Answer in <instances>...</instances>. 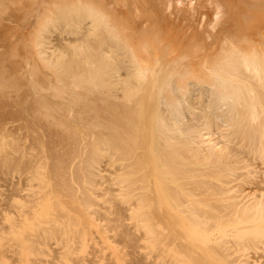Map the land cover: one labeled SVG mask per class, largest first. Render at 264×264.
<instances>
[{
    "label": "bare ground",
    "instance_id": "1",
    "mask_svg": "<svg viewBox=\"0 0 264 264\" xmlns=\"http://www.w3.org/2000/svg\"><path fill=\"white\" fill-rule=\"evenodd\" d=\"M0 44L3 49L0 52V72L3 69L4 72L9 71L11 75H7L14 78L12 81L10 76H7L9 81H12L9 84L7 78V84L0 79L2 95L8 100L12 95L7 97L4 91L10 90V94L13 90L12 93L15 94L14 89L22 88L19 84L26 85L30 91L27 92L23 88L21 90L27 95L21 90V93H16L23 92L25 95L21 97L25 100L33 99L34 105L28 107L27 115L34 111L36 114L38 112V117L34 113L32 117H22L27 113V102L20 105V100L14 98V95L13 99L10 98L11 102L10 99L6 101L10 102L7 106L16 105L18 101V108L13 106V109L19 110L15 112L22 118V126L25 118L26 121L31 118L36 125L37 122L40 125L45 122L42 119L46 116V121L50 122L49 126H46V137H42L41 144L39 142L40 147L37 142L39 135L45 132L43 126L46 123L38 126L44 128H41V132L35 124L31 122L32 126L27 121L26 129H23H29V132L26 131L28 135H31L32 140L36 139L33 143L36 148L34 149L33 144L30 148L27 146V149L24 145V148L22 144L25 138L21 135L27 134L20 135L19 131L17 133L15 127L20 129V119H17L18 123L12 107L3 108L6 106L3 105L5 99L0 95L1 113L2 110L11 109L12 112L9 110L8 113L14 115L11 118L5 111L8 116L1 114L7 119H13L9 126V119L8 122L4 121L6 118L3 119V116L0 120L4 121V124L7 122L8 130L13 128L15 133L14 135L12 131L10 134L0 126V132L5 131L3 135L0 133V168L3 167L0 170V178H4L3 175H6L7 179L11 177V188L14 185L16 189L14 191V188L12 190L7 186L10 184L8 180V184L4 183L7 189H0V215L3 216L0 222V264H36L40 257L43 259L42 256L50 255L48 245L51 247L53 242L51 245L49 240L60 229L62 232L56 235L57 238L60 239L63 233L65 236L67 228L64 231L62 229L69 218L65 219L66 214L74 217L75 212H79L78 214L86 217L85 214L91 211V216L89 214L88 218L84 219L88 222L89 217L96 216L92 211H96L98 221V216L105 207L96 210L91 208L90 206H99L100 203L98 200L92 201L93 196L103 197L102 200L108 198V206L112 200L116 201L119 197L120 200L114 203L119 204L121 201L130 205H117L118 208L121 206L119 211L123 207L126 210H121V218L117 216L120 219L116 218L120 220V224L115 221L118 225L113 222L112 226H120L124 220L122 216L130 209L131 215H128L139 222V227L144 228L149 237L152 236L149 241L140 236L141 241L144 240H139L141 245L152 243L157 248L161 245L162 241L158 236L152 235L154 232L149 225H156L158 220L159 223L162 222V218H158L161 217L159 214H162L163 222L167 221L163 224H169L164 226V229H170L171 237L179 230L178 222L183 233L179 230L176 235L181 233L185 239L188 235L198 249L201 245H206L209 254L213 253L218 258L213 264H224L223 259L226 264H230L242 256L241 263L238 264H264V254L261 255V251L264 253V0H0ZM19 105L24 106V112H20ZM52 109L56 110H53V114L50 112ZM45 110L52 115L47 117ZM41 117L42 119H39ZM14 119L20 127L15 126ZM28 125L35 126L34 131L30 130L32 127L27 129ZM52 125H60V129ZM47 127L54 129V132L57 130L54 133ZM25 130L21 129L20 133H26ZM50 132L55 134L51 139L59 135L61 140L64 139L62 136L67 137L66 141L71 143H67V146L77 143L73 146L77 150L76 156L70 157L71 153L69 154L67 149L63 152L65 155L61 152L60 156L58 149L62 150L65 145L57 137L62 147L60 143L59 147L54 144L57 140L54 141V138L51 143L56 147L52 148L48 141ZM6 138L8 141L15 140L4 142L3 139ZM32 142H29L30 145ZM20 145L21 148H17ZM45 146L51 149H45ZM37 148L41 152L36 150ZM52 149L56 151L53 153ZM8 151L11 153L8 154ZM52 153L54 156L59 153V157H54L57 161L53 163V158V164L50 165V160L47 159L50 157L52 160ZM14 155L17 156L16 162L20 166L14 161ZM105 158L110 162H104ZM20 163L24 169L20 168ZM9 164H12L10 168ZM13 164H16L15 167ZM109 168H112L111 171L115 169L116 172L112 174V179L108 178L107 185L108 181L104 182L103 179L107 174L106 169L108 171ZM10 169L18 175V182L12 178L13 173L12 176L9 175L12 172ZM4 171L7 174H4ZM53 171L58 175L56 177L59 181L54 179V173L49 174ZM23 172L25 176L22 175ZM74 174L81 175L79 179L82 185L85 184L81 190L86 189V193L80 191L82 196L79 195L78 200L74 197L75 189H78L72 186L75 183L71 181ZM108 174L106 176H111ZM4 179L6 180V177ZM109 179L114 185H110ZM63 180L65 183L70 180L69 185H55L56 181ZM23 181L26 183L24 186ZM2 183L3 180L0 186ZM110 186H117L115 192L112 191L113 188L108 190ZM70 188L71 193L68 192ZM7 190L9 193H12L10 190L14 192L9 196ZM99 191H102L103 196ZM113 194L118 197L115 199L114 196L113 199ZM62 196L67 198L65 200L72 212L77 206V203H72L74 200L79 202V199L81 204L91 210L88 212L84 209V212L78 205V210L73 213H69L66 208L65 213H61L63 209L59 207L63 206L62 201L68 205ZM111 198L112 200H109ZM114 203L113 207L117 208ZM158 205L165 207L164 212L157 214L151 210L158 216L153 217L149 207L157 208ZM115 207L113 209L118 215ZM104 211L103 214L110 216L106 208ZM148 213L152 216L149 217ZM108 216L106 219L101 215L99 217L100 220H108ZM126 216L125 219H128ZM84 217L75 222L81 224ZM134 220L129 223L133 225ZM86 221L82 222L84 227L87 225L84 224ZM125 221L128 224L129 220ZM170 222L176 225L170 226ZM79 224L76 225L80 227ZM102 224L100 223L102 228L105 225L107 227L105 231H115L113 234L117 236V228H108L105 221ZM89 227L86 226L88 235L91 230ZM78 229L76 234L81 227ZM131 229L132 227L129 231L132 234ZM71 232L70 237L75 235ZM159 232L163 233L161 230ZM94 234L93 230L90 236L94 238ZM164 234L170 237L168 231ZM179 236L176 240L181 244H175H180V248L176 249L178 253L180 249L181 252L187 250L184 245H189V250L194 249L196 252L195 247L192 248L191 240L183 244ZM123 238L119 241L115 239L117 245L120 242L119 250L131 246V243L128 244V240L124 242ZM83 239H80L81 242ZM53 240L55 242L54 238ZM62 240L64 242L65 237ZM80 240L77 242L78 240L74 239L77 247ZM176 240L172 243H176ZM93 242L88 243L92 248L88 252L91 251L90 254L95 257L103 249L99 250L100 248L93 246ZM96 242L100 247L104 245L102 241ZM126 244L130 246L127 247ZM74 248L70 245L65 251H74ZM143 248L146 249L144 246ZM55 249L53 248V251ZM160 249L162 251V248ZM229 249L235 256V252L241 253L242 256L237 259L230 257L231 253L228 256ZM93 250L97 252L94 253ZM129 250L127 253L123 250V253L131 256V259L134 258L131 264L135 263V259H140L139 263L136 261L138 264L141 261V264L145 263L143 261L146 260V255L151 252L150 249L147 250L148 253L143 252L145 257L139 254L143 258L134 253L132 255ZM73 251L68 254L60 253L69 257ZM159 251L151 252L155 254L154 260L160 257V254L163 255L164 252L158 253ZM106 252V255L111 253ZM189 252L184 253L188 257L191 254L196 256L192 253L193 250ZM166 254L161 259H167L165 263L170 264L173 258L169 255L172 253L167 256ZM259 254L262 257L259 258ZM58 255L56 257L60 259ZM15 256L16 263H13L10 258L14 259ZM55 256L51 260H55ZM93 257L89 258L92 260ZM101 257L103 258V255ZM111 257L115 256L104 257L109 258L105 264L111 263ZM75 259L72 260L76 264L78 259ZM152 259L150 258V262L146 260L145 264L156 263L157 260ZM175 259L173 264H179L180 260L187 262L184 256V260ZM44 260L46 262V259ZM44 260L42 261L45 264ZM97 261L95 260L94 264H98Z\"/></svg>",
    "mask_w": 264,
    "mask_h": 264
},
{
    "label": "rangeland",
    "instance_id": "2",
    "mask_svg": "<svg viewBox=\"0 0 264 264\" xmlns=\"http://www.w3.org/2000/svg\"><path fill=\"white\" fill-rule=\"evenodd\" d=\"M0 46H2V44H0ZM2 50H3V49H2V47H1V48H0V52H1ZM3 59H5V58H3ZM0 73H1V74H0V79H3L2 82H3L4 84H7L6 81H7V79H8V84H9V82L11 81V80L9 81V78L7 77V76H10V75H11V74L9 73V71L4 72V69H3L2 72H0ZM7 73L10 74V75H7ZM2 74H3V75H2ZM1 75H2L3 77H2ZM4 75H5V76H4ZM12 77H13V76H10V79H12V81H13L14 78H12ZM4 78H5V80H4ZM6 78H7V79H6ZM4 81H5V82H4ZM12 81H11V82H12ZM11 82H10V83H11ZM16 83H17V82H16ZM16 83H15V84H16ZM19 86H20V87L22 86V88H23L24 90H27V92L30 91V89H29V91H28V89L26 88V85L24 86V85H20V84H19ZM18 88H19V87H18ZM22 88L18 89L19 91L14 89V91H15L14 93H15L16 95L19 94V93H21L20 90H21ZM28 88H29V86H28ZM8 91H10V90H8ZM8 91H6V92L4 91V93H6V96H7V95H8V96H9V95H12V97H13V95H14V98L17 97V100H20V101H19V102H20V105L23 104V102L25 103V101L27 102L26 105H25V106L27 107V109L22 108V107H24L23 105H22L21 107H20V105H19V107L21 108V111H20V112H24V111H22V110L25 109V110H26L25 113H26V112L29 110L28 107H29L30 105L32 106V104L34 103V101H33L32 98H31L32 100H31V99L25 100L24 97H23V98L21 97L22 95H25V94L27 95V93L24 92L23 90H21V91H23L25 94H23V92H22V94H19L20 96H19V95L16 96L15 94H13V93H12L13 90H11V91H12V92H11L12 94H11V93L9 94ZM16 91L19 92V93H16ZM0 92H2V93L0 94V95L2 96L1 98L5 99V96L2 95V94H3V90H0ZM28 95H29V94H28ZM8 96H7V97H8ZM12 97L9 96L8 98L10 99V98H12ZM20 97H21V98H20ZM30 97H31V96H30ZM1 98H0V99H1ZM26 98H28V97H26ZM9 99H8V100H9ZM12 99H13V98H12ZM22 99H23L24 101H23ZM8 100L5 99V100L3 101V103L5 102L3 105L6 104V106H3L4 109H6V107H9V106H7V105H9V103L11 102V99L9 100V101H10L9 103H7ZM17 100H16V101H17ZM6 101H7V102H6ZM28 101H29V102H28ZM1 103H2V102H0V109H1ZM12 103H13V102H12ZM14 103H15V99H14ZM15 104H16V105L19 104L18 101H17ZM16 105H14V104H13V105H10L12 108H11V107H9V108L13 109ZM27 105H28V106H27ZM33 105H34V104H33ZM13 106H14V107H13ZM31 106H30V107H31ZM15 108H18V107L16 106ZM15 108H14V109H15ZM11 109H9V110L11 111ZM14 109H13V110H14ZM7 110H8V108H7ZM9 110H8V111H9ZM53 110H55V109H52V110L50 111V112H52V114L56 111V110H55V111H53ZM4 111H5V110H2V113H4ZM8 111H5V113H8ZM15 111H16V110H14L13 112L15 113L16 120H17V119H20L19 116L16 114V112L19 111V110H17L16 112H15ZM11 112H12V111H11ZM44 112H45V114L48 113L47 117H49L50 114H51V113H49L47 110H45ZM2 113H1V111H0V115H1ZM5 113H4V114H5ZM25 113H21V115H22V114H25ZM33 113L36 114L34 111H33ZM33 113H32V112L29 113V114L31 115V117H32ZM27 114H28V112H27L25 115H23L22 117L26 116ZM37 114H38V112H37ZM37 114H36V117H38ZM52 114H51V115H52ZM6 115H7V114H5V116H6ZM8 115L11 116V118L14 117V115H12V113H11V114L8 113ZM8 115H7V116H8ZM30 115H27V116H30ZM3 116H4V115H1L0 117L2 118ZM5 116L3 117V119L6 118V119H4V121H7V120L9 119V123L7 124V125L9 126V125L11 124V121H12L13 119L10 120V117L7 119V117H5ZM17 116H18V117H17ZM27 116H26V117H27ZM20 117H21V116H20ZM25 119H26V118H25ZM25 119H23V121H25V123L23 124V126L21 125V124H22V118L19 120V122H21V123H19L18 120H17V122L21 125V127L19 126V124L16 122L15 119H14V120H15L14 123H15V126L18 125V127H20V129L17 128V127H15V129H17V133H18V131H19L18 134H20V135H21V134H27V135H21V136H23V139H24V138L26 139V142H25V139H24V142H23V141H22L23 139L20 138L21 141L24 143V144H22V145H23V146L25 145V146H26V149H27V146H28V148H30V147L32 146V144H33L34 142H36V141H35L36 139H35V140H32L31 135H30V134L28 135V132H29V131H28V130H29L28 128H29L30 126H29V125L27 126V129H28V130H25V129H26L25 126H26V124H28V123L31 124V122H32V124L34 125L35 122L32 121L31 118H30V119H29L30 122L27 120V121H28V123H27V121H26ZM39 119H42V117L39 118ZM46 119H47V118H46V116H45V119H42V120L45 121V122H43V121L41 120L44 124L46 123L45 126H43L44 124L41 123V124H43L42 126L45 128V132H44V131L42 132V129H44V128H43V127H38V126H41V124L39 125V123L36 121L38 125L35 124V126L38 127L39 130L43 133V134H40V135H39V140H38V142H37V145H39V142H40V144H41V141H40V140L42 139V137L45 138L46 135H47V134H46V133H47L46 126H49L50 122H47L48 119H47V121H46ZM4 121H1V120H0V122H1V123H0V126H3V127H1V129L3 128V130H6V131H7V130H8V128H7L8 126L6 125V123H7L8 121H7L5 124H4ZM2 122H3L4 125L2 124ZM33 122H34V123H33ZM48 123H49V124H48ZM56 123H57V122H56ZM32 124H31V125H32ZM47 124H48V125H47ZM12 125H13V122H12ZM12 125H11V127H12ZM33 125H32V126H33ZM53 125H55V124L53 123ZM53 125H52V126H53ZM57 125H58V123H57ZM5 126H6V127H5ZM32 126H31V127H32ZM35 126H34V127H35ZM52 126H50V127L52 128ZM59 126H60V125H59ZM59 126H53V127H56V128H57V127H59ZM4 127H5V129H4ZM31 127H30V128H31ZM34 127H32L30 130H33ZM23 128H25V129H23ZM41 128H42V129H41ZM47 128H48V127H47ZM51 128H48V130L54 132V131H53L54 129L50 130ZM1 129H0V130H1ZM11 129H12V130H11ZM18 129H19V130H18ZM21 129H22V130H25V132H26V131H28V132L23 133V131H22V132L20 133ZM59 129H60V127H59ZM3 130L1 131V132H2L1 135L5 134V131H3ZM56 130H57V129H56ZM56 130H55V132H56ZM12 131H13V133H14L13 128H10V131L8 130V132H10V134H12ZM33 131H34V130H33ZM33 131H32V134H34ZM49 131H48V133H49ZM58 131H59V130H58ZM58 131H57V132H58ZM60 131H61V130H60ZM1 132H0V133H1ZM8 132H7V133H8ZM52 132H50L51 136H50V134H48V136H50V138L48 137V138L50 139V140H48V141H50V143L53 141L54 138H55V139H54V141H55V140L57 139V137L59 138V136H60L58 133H56V135L58 134L59 136L53 137V138L51 139V137L55 135V134H54L55 132H54V133H52ZM44 133H45V134H44ZM59 133H60V132H59ZM53 134H54V135H53ZM14 135H15V133H14ZM42 135H43V136H42ZM44 135H45V136H44ZM5 136H6V135H5ZM12 136H13V135H12ZM24 136H26V137H24ZM37 137H38V134H37ZM37 137L33 136V138H37ZM40 137H41V138H40ZM62 137H63L64 139L62 138L63 140H61V137H60V138H59V139H60L59 141H62V142H63L62 144L65 145V148H64V146L62 147V144H61L60 142H59L60 144L58 143V139L55 141L56 143L53 141L55 145L57 144L56 146H58V144H59V145L62 147V150H63V151L61 150V148L58 149V150H60V151H59L60 156L63 154V152L65 153L67 150H69V154L71 153L70 157L74 158V157L76 156V151H77V150L74 149L73 146H75L77 143L73 144V146H67V143H68V142L66 141V138H67V137H66V138H65L64 136H62ZM12 138H14V137H12ZM37 139H38V138H37ZM46 139H47V138H46ZM3 140H4V142H6V141H8V138L3 139ZM5 140H6V141H5ZM11 140H15V139H10L8 142H10ZM29 140H30V141H29ZM64 140H65V141H64ZM70 140H72V139H70ZM73 140H74V139H73ZM75 140H76V139H75ZM28 141H29V142L33 141V142H32L31 145H30V143H29ZM44 141H47V140L44 139ZM76 141H77V140H76ZM70 142H71V141H70ZM72 142H73V141H72ZM48 143H49V142H48ZM10 144H12V142H11ZM46 144H47V142H46ZM54 144H53V145H54ZM68 144H69V143H68ZM33 145H34L33 147H34V149H35V148H36V147H35L36 145H35V144H33ZM47 145H48V144H47ZM50 145H51V147L53 146L52 143H51ZM50 145H49V146H50ZM69 145H71V143H70ZM23 146H22V147H23ZM25 146H24V148H25ZM39 146H40V145H39ZM49 146H45V149H49V148H50ZM56 146H53L52 148H55ZM9 147H10V145H9ZM19 147L21 148V145L18 146L17 148H19ZM40 147H41V146H40ZM58 147H59V146H58ZM58 147H57V148H58ZM71 147H72V148H71ZM17 148L15 149L16 152L18 151ZM38 148H39V147H38ZM38 148H37L36 150H38V151L41 152V150H39V149H41V148H39V149H38ZM57 148H56V149H57ZM45 149H44V150H45ZM50 149H51V148H50ZM64 149H65V151H64ZM66 149H67V150H66ZM36 150H34V151H36ZM54 150H55V149H54ZM54 150L52 149L51 152H53ZM58 150H57V151H58ZM9 151H10V148H9ZM9 151H8V154L11 153V152L9 153ZM49 151H50V150H49ZM55 151H56V150H55ZM13 152H14V150H13ZM20 152H21V151H20ZM36 152H37V151H36ZM45 152H46V151H45ZM47 152H48V151H47ZM61 152H62V154H61ZM14 153H15V152H14ZM18 153H19V152H18ZM38 153H39V152H38ZM48 153H49V152H48ZM53 153H54V152H53ZM53 153H52V155H53ZM59 153H57V154L59 155ZM8 154H7V155H8ZM50 154H51V153H50ZM50 154H48V155H50ZM55 154H56V153H55ZM57 154H56V156H57ZM15 155H16V153H15ZM15 155H14V157H15ZM17 155L19 156L20 154H17ZM63 155H65V154H63ZM0 156H1V155H0ZM8 156L10 157V155H8ZM12 156H13V155L11 154V158H12ZM56 156L53 155L52 160H51V158L49 157L50 159H49V158L47 159V161L50 160V161L48 162V164L52 163L51 161H54V159L56 158ZM68 156H69V155H67V157H68ZM54 157H55V158H54ZM57 157H59V156H57ZM67 157H66V158H67ZM70 157H68L67 159H69ZM2 158H3V157H2ZM11 158H10V160H11ZM16 158H17V156H16L15 159H14L15 162H16ZM19 158H20V157H19ZM53 158H54V159H53ZM4 159H5V158H3V160H4ZM7 159H8V158H6V160H7ZM59 159H60V158H59ZM103 159H104V158H103ZM0 160H1V159H0ZM3 160H2V161H3ZM61 160H62V159H61ZM64 160H65V158H64ZM64 160H63V161H64ZM72 160H73V159H72ZM106 160H107V158H105V161H104V162H106V163H107V162H110V160H109V161H108V160L106 161ZM8 161H9V160H8ZM20 161H21V160H20ZM56 161H57V160L55 159V161H54L53 163H56ZM67 161H68V160H67ZM12 162H13V161H12ZM104 162H103V165H105ZM4 163H5V162H3V164H4ZM6 163H7V161H6ZM23 163H24V162H23ZM53 163H52V164H53ZM1 164H2V162H1ZM1 164H0V166H1ZM16 164H17V162H16ZM16 164H15V165H16ZM20 164H21V167H20V168L22 169V167H23V169H24L25 167L22 166V163H20ZM52 164H50V165H52ZM4 165L6 166V164H4ZM10 165L12 166V164H9V168H10ZM13 165H14V164H13ZM15 165H14V167H15ZM17 165H19V163H18ZM50 165H48V166H50ZM7 166H8V163H7ZM19 166H20V165H19ZM54 166H55V165H54ZM106 166H107V165H106ZM106 166H105V167H106ZM117 166H118V165H117ZM117 166H116V167H117ZM50 167L53 168V166H50ZM50 167H49V168H50ZM112 167L115 168L114 166H112ZM1 168H3V167H1ZM1 168H0V170H1ZM4 168H5V167H4ZM106 168H108V166H107ZM7 169H8V168H7ZM7 169H4V170H7ZM16 169H18V167H17ZM21 169H20V170H21ZM110 169H112V168H109L108 171H110V172H108L107 169H106V173H107V174L109 173L108 175H111V176L108 177V176H106V175H107V174H106V175H105V178L107 177V179L104 178V179H103L104 182H107V181H108V178L112 179L113 175H114L115 172H116L115 169H114L115 172H114V171H111ZM13 170H15V169L13 168ZM10 171H12V170L10 169ZM17 171H18V170H17ZM23 171H24V170H23ZM0 172L2 173V171H0ZM19 172H21V171H19ZM19 172H18V174H19ZM25 172H26V171H25ZM76 172H77V171H76ZM12 173H13V177H12V178L14 179V181H17V182H18V179H16V177H17L18 175H17V176L15 175V171H14V172H13V171L10 172L9 175L12 176ZM53 173H54V175H53L54 179H57V180H58V178H57L58 175H56V173H55L54 171H53L52 173L49 172V174H51V175H52ZM4 174H7L6 171H4ZM24 174H25V173L23 172L22 175H24ZM112 174H113V175H112ZM9 175H8V176H9ZM19 175L21 176V174H19ZM3 176L6 177V180L4 179L5 177H4V178H2V177L0 178V182L3 180V183H2L3 186L1 185V186H0V189H3V187H4V189H7V186L11 188V182H13V181L10 180L11 177H8V179H7V176H6V175H3ZM14 176H15V178H14ZM24 176H25V175H24ZM24 176H23V177H24ZM56 176H57V177H56ZM68 176H69V175H68ZM73 176H74L75 180H74V178L71 177V181H74L75 185H72V186H75L78 190L75 189V191H76L75 193H74V191L72 190V191H73L72 193H74V197L77 198V200H78V198H79L78 196L80 195V194H79L80 191H83V192L86 193V189H82V190H81V188H83V187L85 186V184L82 185V183H81V181H80V179H79V177L81 176L80 174H74ZM55 177H56V178H55ZM59 177H60V176H59ZM17 178H18V177H17ZM54 179H53V180H54ZM69 179H70V178H69ZM110 179H109V180H110ZM4 180H5V182H4ZM7 180H8V182L10 181V184L7 183ZM59 180H60V179H59ZM59 180H58V181H59ZM61 180H62V179H61ZM58 181H56L57 183L55 182V183H56L55 185H57V186L59 185V186L61 187V186L69 185V181H70V180H68V183H65L64 180H63L62 182H58ZM75 181H76V182H75ZM101 181H102V180H101ZM101 181H100V182H101ZM110 181H111V182H110V185H112V184H113V183H112V180H110ZM53 182H54V181H53ZM53 182H52V184H53V186H55ZM4 183H5V184L7 183L8 185H7V186H4ZM24 183H25V181H23V183H22L23 186L26 185V183H25V184H24ZM111 183H112V184H111ZM16 184H17V183H16ZM78 184H79V185H78ZM104 184H105V183H104ZM108 184H109V181H108L107 185H108ZM102 185H103V184H102ZM113 185H114V184H113ZM13 186H14V185H13ZM13 186H12L11 189L13 190V188H14V191H15L16 189H15V187H13ZM15 186H17V185H15ZM59 186H58V187H59ZM70 186H71V185H70ZM82 186H83V187H82ZM105 186H106V185H105ZM105 186H104V188H105ZM21 187H22V186H21ZM66 187H67V186H66ZM68 187H69V186H68ZM102 187H103V186H102ZM10 188H9V189H10ZM16 188H17V187H16ZM112 188H113V187L110 186V187L108 188V190H109V189H112ZM115 188H117V186L114 187L112 191H114ZM4 189H3V190H4ZM9 189H8V190H9ZM105 189H107V187H106ZM105 189H104V190H105ZM8 190H7V192L9 193ZM14 191H11V190H10V192H12V193H9V196H10L11 194H13ZM106 191H107V190H106ZM110 191H111V190H110ZM68 192L71 193V188H70V190H68ZM68 192H67V193H68ZM114 192H115V191H114ZM69 193H68V194H69ZM85 193H83V194H84V196L86 197V194H85ZM99 193H100V191H99ZM101 193H102V191H101ZM101 193H100V195H102ZM108 193H110V192H108ZM112 193H113V192H111L110 195H112ZM103 194H107V193H104V192H103ZM63 195H64V193H63ZM71 195H72V194H71ZM66 196H67V194H66ZM80 196H82V195H80ZM102 196H103V195H102ZM104 196H105V195H104ZM107 196H108V194H107ZM107 196H105V197H107ZM114 196H116V195L113 194V196H112L113 199H114ZM63 197H64L63 200H65V199H67L69 196H67V198H66L65 196H62V198H63ZM71 197H73V196H71ZM71 197H70V199H71ZM117 197H118V196H116L115 199H116ZM9 198H10V197H9ZM75 198H74V199H75ZM83 198H84V197H83ZM95 198H96V199H95ZM102 198H103V197H102ZM102 198L99 197V196H93L92 201H93V200H98V202H100V203H99V206H98V204H97V206H90V207L96 210V209H98V208H100V207H101L100 209H102L103 206H104V207L108 210L109 215H110V216L107 215V216H108V220H105V219L107 218V216H106V213H104L105 215L103 214V211H104V209H105V208H103V209H102V212H101L100 215H101V217L104 216V218H105V216H106V218H105V219L103 218V219H102L103 221H102V220H100L101 217H99V216H100V215H99V216H98L99 220L96 221V220H97L96 217H97V214H98V213H96V211H95V213H94V211H92V213H93V214H96V216L93 215V216H95V218H93V216H92V217H89L90 220L88 219V222H89V223H88V222H87L86 220H84V219H85L86 217L88 218L89 214H90V216H91V211H90L91 209L89 210V209H87V207H86L85 204H84V205L81 204V203H80V202H81V199H79V200H80L79 202H77V201L74 200V202H73L72 204H76V203H77V206L79 205V207H80L79 209H82V210L87 209V211L89 210L90 212L88 211L89 213L85 214L86 217H84L83 215L81 216L80 214H78L79 212H75L76 216H74V217H72L73 215H71V214H70L71 216L66 214L65 219H66L67 217H69V218H67V220H68V219H69V220H68V221H67V220L65 221V222H67V223H65V225H66V224H68V225H67L66 227H65V225H64V226H63L64 228L62 229V230L64 231V230L67 228V230H65V236H64V233H63L62 236H60V237H61L60 239H59V237L57 238L56 235L59 234L60 232H62L61 229L58 230L59 232L56 233V235H54V236L49 240V241L51 242V243H50L51 245H52V242H53V245H52L51 247H50V245H48V247L50 248V255L46 253L48 256H42L43 259H42L41 257H40L39 259H40V260H41V259H42V260L46 259V262H45V260H44L45 264H50L51 262H52V264L55 263V262H56V264H57V263H58V264H60V263H62V264H75V263H73L74 261L72 260V259H74V258H76V259H78V260L81 258V261H79L80 264H83L82 262H84L85 264H94V263H95V260H98V261H99V262L97 261L98 264H105L106 260L109 259V258H106V259H105L104 257H106V256H108V255H111V256L114 255L115 257H113V258L111 257V258H112V259H111L112 261H111L110 264H131V263H132L131 261L134 262V258L131 259V256H129V255L127 256V254L123 253L124 251L127 253V252H128V249H130L129 251H130V253H131L132 255H133V253H134L136 256L138 255V256H140V257H143V256L145 255L143 252L148 253L147 250H149V249H150L151 252H153V250H154V253H155V252L158 251V250L161 251L160 248H162V251H163L164 253L161 251V252L163 253V255L160 254V257L158 256V255H159L158 253H160V251L157 253V254H158V255H157L158 258L156 257V260H157V261L154 260V258H153V256H154L155 254H154V253L151 254V252H149V254L146 255V257H147L146 260H147L148 262H150V261H149L150 258H151V259L153 258L152 260H153V261H156V263H154V262L151 261L152 264H153V263H154V264H158V263L160 264V262H161V264H163V263H164V264H169V262H168V263H165V261H167L166 258H165L166 260L161 259V258H162L163 256L165 257V254H166V253H167L166 256H167L168 254H171V253H172V255H169V256H171V257L173 258V260H176L175 258H181V259H183V256L186 258L187 262H185V260L183 259L184 261L182 262V261L180 260L179 264H190V263L192 264V262H194L195 264H202V263H203V264H206V262H207V264H208V263L213 264L212 262H215V263H216V259H218V258H217L216 256H214L213 253H210V254H209V250H207L208 248H205L206 245H201V246H200V249H198V248L196 247L194 241H193L188 235H187V237H186L187 239H185V237H182V234H181V233H180L181 235H180V234L176 235V234L179 232V230H181V231L183 230L178 222H177V224H178L177 226L179 227V230L177 231V228H176L177 226H176L175 228H176L177 233L174 234V233H175V232H174L173 234H174L175 236H172V237H171L172 232L170 233V231H169L170 229H169V230H168V228L164 229V228H165L164 226H167V225H169V224L164 225L167 221H166V222H163L164 218L162 217V214L157 213V212H164V211H163L164 208H165L164 206H159V205H158L157 208H156V207H151L152 209L149 207L150 213L152 212L151 210H153V212H156L157 214H159V216H161V217H158L157 214H153V212H152L153 217L156 216V217H158L159 219L162 218V220L160 219V221H162V222L159 223V220H158V222L156 223V225H155V224H154V225H151V224L149 225V226L151 227L152 231L154 232V234H152V235H154V236H158L159 238H158V237H157V238H158L159 240L162 241V242H161V245L159 244L160 242L158 241L159 243H158V242H157V243L160 245V246L158 245V248H159V249H158V248L155 247L152 243H151V244H148L149 246H148L146 243H145L146 245H143V243H142V245H143L144 247H146V249H144L143 246L140 244L139 240L141 241L142 238H145L144 240L149 241V239H151L152 236L150 235V237H149V236H148L149 234L146 232V230H145L144 228L139 227V225H140L139 222L135 221V220L133 219V217H130V215H131V213H130V209H129L130 207L128 208V209H129V210H128L129 212H125V213H124V214L127 213L126 215L128 216V219H125L124 216H126V215H123V216H122V217L124 218V220H129V221H128V224H127V221H125V222H124V220L122 221V219H123V218H122V219H121V221H122L121 225H120V226H115V225L120 224V222H119L120 220L118 221V220H116V218L118 219V218L123 214V213H121V210H126L125 207H128V206H126V205H129V204H128V203H125V202L121 203V201H120L119 204H121L122 206H125V207H123V209H121V210L119 211V209H120L121 206L118 208L119 204H118V203H114L115 200H112V198L109 199V200H112V201H111L112 203L109 202L110 204H109V206H108V204H107L108 202L106 203V200H107L108 198H107V199L104 198L103 200H102ZM119 198H120V197H119ZM119 198H118V199H119ZM72 199H73V198H72ZM85 199H86V198H85ZM118 199H116L115 202H117V201L120 200V199H119V200H118ZM82 200H83V199H82ZM109 200H108V201H109ZM65 201H66V200H65ZM69 201H70V200H69ZM84 201H85V200H84ZM101 201H102V203H101ZM66 202H67V201H66ZM82 202H83V201H82ZM2 203H4V201H3ZM62 203H63V206H60V207H59V209H61V210L63 209V212H61V213H65V212H64V208L68 209L69 213H73V212L77 209V206H76L75 208H73L72 205H71V208L74 209L73 212H72V211H71L72 209H70V208L68 207V206H69L68 202L66 203V204H68V205H65L64 201H62ZM69 203H70V202H69ZM92 203H94V202H92ZM92 203H91V204H92ZM113 203L116 204V206L118 205L117 208L114 206V207H115V210L117 209V210H118L117 212H119L118 215H116V213H115V211H114V209H113V208H114L113 205H112ZM150 203H151V202H150ZM95 204H96V203H95ZM101 204H102V206H101ZM125 204H126V205H125ZM153 205H154V204H153ZM129 206H130V205H129ZM156 206H157V205H156ZM83 207H85V208H83ZM94 207H97V208H94ZM153 208H154V209H153ZM100 209H99V210H100ZM161 209H162V210H161ZM61 210H60V211H61ZM77 210H78V209H77ZM82 210L80 211V213L82 212ZM60 211H59L58 213H60ZM100 211H101V210H100ZM66 212H67V211H66ZM84 212H86V211L84 210ZM104 212H105V211H104ZM106 212H107V211H106ZM67 213H68V212H67ZM69 213H68V214H69ZM128 213H129L130 215H128ZM119 214H121V215H119ZM152 214L149 215V213H148L149 217L152 216ZM146 215H147V214H146ZM117 216H119V217H117ZM127 216H126V217H127ZM2 217H3V216L0 215V222L2 221ZM76 217H77L78 219H77ZM80 217H81V218H80ZM82 217H84L83 220L87 222V223H84V224H87V225H85V227H84V225H82V222H84V221H82L81 224L76 223V222H78L80 219L82 220ZM156 217H155V219L152 218V219H154L155 222L157 221V220H156ZM75 218H76V219H75ZM120 218H121V217H120ZM120 218H119V219H120ZM129 218H130L131 220H134V222H132L133 225L130 224V223H131V222H130L131 220H130ZM158 218H157V219H158ZM150 219H151V218H150ZM152 219H151V220H152ZM81 220H80V221H81ZM176 220H177V219H176ZM176 220H175V221H176ZM75 221H76V222H75ZM104 221H105V224H107L108 228H111L113 222H114V224H115V221H117V223L119 222L118 224L113 225L114 228H117V229H118V230L115 229V230H117V232H118V233H117V236L113 234V232H115V231H113L112 233H111V232H108L109 230H106V231H105V229H107L106 225H105L104 228H102V227H103L102 225H104V224H102V222H104ZM106 221H107V222H106ZM178 221H179V220H178ZM70 222H71V224H70ZM72 222H73V225H72ZM74 222H75V223H74ZM98 222H100L102 225H100V223H98ZM129 222H130V223H129ZM155 222H154V223H155ZM125 223H126V224H125ZM163 223H164V224H163ZM173 223H174V222H172V223L170 222V224H171L170 226H172V225H176L175 223H174V224H173ZM74 224H75V226H74ZM76 224H79L80 227H81L80 231H79V232L77 231V234L75 233V231H76V229L79 230L78 228H80V227H79L78 225H76ZM3 225H4V227H6L5 224H3ZM86 226H88V227L90 226L89 228H91V230H90V234H91V236H92V234H93V230H94V232H95L94 235H96V236H94V238H92V237L90 236V234H89V235L87 234V228H86ZM100 226H101V227H100ZM113 226H112V228H113ZM74 227H76V229H75ZM131 227H132V229H133V230L131 229V230L133 231L132 234H131V232L129 231V229H130ZM154 227H156V229H155ZM71 228H72V230H71ZM112 228H111V229H112ZM114 228H113V229H114ZM124 228H125V229H124ZM175 228H172V229L174 230ZM68 229H69V230H68ZM99 229H100V230H99ZM143 229H144V230H143ZM157 229H158V230H157ZM82 230H83V231H82ZM88 230H89V229H88ZM159 230L163 231V233L160 234ZM5 231H7V229H6ZM71 231H73V232L75 233V235L72 234V237H70V236H71V233H72ZM81 231H82V232H81ZM91 231H92V233H91ZM101 231H102V232L105 231V232H103V234H101V233H102ZM167 231H168V233L170 234V237H169V235L164 234V233L167 232ZM83 232H84V233H83ZM98 232H100V233H98ZM119 232H121V233H119ZM142 232H144V233H142ZM82 233H83V234H82ZM105 233H106L107 235H105ZM182 233H183V231H182ZM84 234H85V235H84ZM112 234H113V235H112ZM133 234H134L135 236H134ZM136 234H137V235H136ZM145 234H146V235H145ZM159 234H160V235H159ZM163 234H164V235H163ZM185 234H186V233H185ZM60 235H61V234H60ZM67 235H68L69 239H68V237L66 238ZM76 235H77V236H76ZM81 235H83V237H82ZM98 235H99V236H98ZM103 235H105V236H103ZM179 235H180V236H179ZM183 235H184V234H183ZM106 236H107V237H106ZM138 236H139V237L141 236L142 238L140 237V239H136V238H139ZM160 236H161V237H160ZM162 236H164V237L162 238ZM178 236L180 237L181 241H183V244H184V242L186 243L187 240H189V241L191 240V244L193 245L192 248L195 247L196 252H194V249L189 250V248H191V247H189V245H186V246L184 245V247H186V248H184V249H185V250L187 249V250L184 251V252L187 254V252H189V251L192 252V250H193L192 253H195L194 255H196V256H192L193 254H191V256L188 257L187 255H185L184 252H181V251H182L181 249H180V252H179V253L177 252L176 249H179L180 247H178V246L181 244V243L178 241V239L176 240V237L178 238ZM63 237H65V239H66L64 242H66L67 239H68L67 243H65V244H63L64 242H62V241H63V240H62ZM74 237H75V238H74ZM81 237L84 238V239H83V242H81V240H82ZM97 237H98L99 239H98ZM115 237H117V238H119V237H120V238H121V237L123 238V237H124V238H123L124 240H123V239H122V240H123L124 242H125V240H128V244L131 243L130 245H131L132 247L129 245V246L131 247V248H130V247L127 246V244H126V246L129 247L128 249H126V248L124 249V248H123L124 251H123V250H119V248H121V247L119 246V245H120V242H119V245H117L118 242H117V241L115 242V239L119 241L120 238L117 239V238H115ZM173 237H175V238H173ZM53 238L55 239V242H54ZM77 238H78V239H77ZM79 238H80L81 240H80ZM114 238H115V239H114ZM153 238H154V237H153ZM157 238H156V240H158ZM171 238H172V239H171ZM58 239H59V241H58ZM70 239H71V241H70ZM74 239H75L76 241L78 240L77 242H79V240H80V243H78V245L80 244L78 247L81 246L80 248H78V247L76 246V242L74 241ZM52 240H53V241H52ZM88 240H89V242H88ZM94 240H95V241H94ZM97 240H98V243H101L100 241H102V244L104 243V245L101 244V245H102V246H101L102 248L100 247V244H97V242H96ZM99 240H100V241H99ZM113 240H114V241H113ZM144 240H143V241H144ZM153 240H155V239H153ZM175 240H176V243H175V242L172 243V242L175 241ZM93 241H94L95 243H94ZM104 241H105V242H104ZM143 241H141V242H143ZM164 241H165V242H164ZM189 241H188V242H189ZM90 242H93L92 245H93V246H96V248H98V249L100 248L99 250L103 249L102 252H98L99 254L102 253L103 258L101 257L102 255H98V253L96 254L95 257H93V255L90 254L91 251L88 252V250H90V249L92 250V248L90 247V244H91ZM124 242H123V244H124ZM145 242H146V241H145ZM177 242L180 243V244H179V245H175V244H177ZM188 242H187V243H188ZM88 243H90V244H88ZM121 243H122V241H121ZM147 243H148V242H147ZM165 243H166V244H165ZM171 243H172V245H170ZM66 244H67V245H66ZM123 244H121V246H122ZM167 244H168L169 246H168ZM61 245H63V246H61ZM70 245H71V247H73V248L76 246V247H77L76 250H79V251H76L75 248H74V251H73V250L65 251V249H69ZM106 245H107L108 247H107ZM166 245L168 246V248H167ZM141 246H142V247H141ZM174 246H175V247H174ZM181 246L183 247V245H181ZM190 246H191V245H190ZM209 246H211V245H209ZM209 246H208V247H209ZM59 247H62V248L59 249V250H57ZM139 247H140V248H139ZM147 247H148V248H147ZM177 247H178V248H177ZM187 247H188V248H187ZM53 248H56V249L53 251ZM132 248H133L134 250H133ZM156 248H157L158 250H157ZM166 248H167V252H166ZM44 249H45V247H44ZM138 249H139V250H138ZM163 249H164V250H163ZM197 249H198V252H197ZM56 250H57V251H56ZM55 251H56L57 255L60 254V255H58V257H60V259L56 257L57 255L55 256V254H56ZM64 251H65L67 254H68V253H71V251H73L72 254H71V256H69L70 258H71V257H72V258L70 259V258L68 257V255L65 256L64 254H62ZM93 251H94V253L97 252V251H95V250H93ZM93 251H92V253H93ZM106 251H110L111 253H108V254L106 255V253H107ZM134 251H135V252H134ZM146 251H147V252H146ZM178 251H179V250H178ZM216 251H217V250H216ZM222 251H223V250H222ZM222 251H219V252L222 253ZM232 251H233V253H234V248H233ZM232 251H231V249H229V250L227 251V252L229 253V255H228V253H227V255L230 256V253H231L232 255H231L230 257H232V258H234V259H235V258L237 259V257L242 256L241 253L239 254V252H238V253L235 252V253L237 254V255L235 256V255L232 253ZM235 251H236V250H235ZM60 252H62V253H60ZM65 252H64V253H65ZM190 252H189V253H190ZM199 252L201 253V256H200V253H199ZM205 252H206V254H205ZM48 253H49V251H48ZM54 253H55V254H54ZM203 253H204V254H203ZM221 253H219V254H221ZM224 253H225V252H224ZM53 254H54V256L56 257L55 260H53V259H54V258H53V257H54ZM120 254H121V255H120ZM123 254H125V255H123ZM139 254H142V255L144 254V255L141 256V255H139ZM150 254H151V255H150ZM153 254H154V255H153ZM181 254H183V256H182ZM197 254H199V255H197ZM212 254H213V256H212ZM222 254H223V253H222ZM222 254H221V255H222ZM238 254H239V255H238ZM263 254H264V253H262V251H261V255H263ZM9 255H11V253H9ZM32 255H33V254H32ZM51 255H52V256H51ZM69 255H70V254H69ZM118 255H119V256H118ZM202 255H203V256H202ZM252 255H253V254H252ZM261 255L259 254L258 257H259V258L262 257ZM11 256H13V254H12ZM64 256H65V257H64ZM87 256H88V257H87ZM121 256H123V257H121ZM136 256H135V257H136ZM169 256H168V257H169ZM32 257H33V256H32ZM32 257H31V258H32ZM89 257H93L94 261H93V259L91 260V258H89ZM127 257H128V258H127ZM144 257H145V256H144ZM144 257H143V258H144ZM171 257H170V258H171ZM190 257H191V258H190ZM214 257H215V258H214ZM224 257H225V256H224ZM224 257H223V258H224ZM51 258H53V259H52L53 261L51 260ZM100 258H102V259L100 260ZM170 258H168L169 261H170ZM209 258H211V260H208ZM225 258H226V257H225ZM232 258H231V259H232ZM242 258H243V256L240 257L239 259L235 260V261H233V260H234V259H233V260H232L233 262L231 261L232 263H230V264H233V263H234V264H238L239 262L241 263V260H240V259H242ZM10 259H11V262L13 261V263H16V260H15V259H16V256L14 257V259H13V257H11ZM39 259H37V261H38L37 263L39 264V262H40L41 264H44L43 261H42V260L40 261ZM58 259H59V260H58ZM76 259H75V260H76ZM86 259H88V261H87ZM129 259H131V260H129ZM141 259H142V258H141ZM188 259H189V261H188ZM48 260H49V261H48ZM78 260H77L76 264H77V263L79 264ZM146 260H144L143 262L146 263ZM162 260H163V261H162ZM173 260H172V262H171L170 264H173V262H174ZM178 260H179V259H178ZM221 260H222V259H221ZM33 261H35V260L33 259ZM50 261H51V262H50ZM119 261H120V262H119ZM121 261H122V263H121ZM136 261H137V260L135 259V263H136ZM138 261H140V259H138ZM138 261H137V262H138ZM223 261H224V264H226V262H225L224 259H223ZM229 261H230V260H229ZM109 262H110V261H109ZM37 263H36V264H37ZM106 263H107V262H106ZM135 263H134V264H135ZM138 263H139V262H138ZM138 263H136V264H138ZM141 263H142V261L140 262V264H141ZM145 263H143V264H145ZM176 263H177V262H176ZM194 263H193V264H194ZM215 263H214V264H215ZM150 264H151V263H150Z\"/></svg>",
    "mask_w": 264,
    "mask_h": 264
}]
</instances>
